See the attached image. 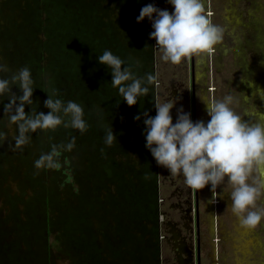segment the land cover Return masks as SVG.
<instances>
[{"label": "rangeland", "instance_id": "obj_1", "mask_svg": "<svg viewBox=\"0 0 264 264\" xmlns=\"http://www.w3.org/2000/svg\"><path fill=\"white\" fill-rule=\"evenodd\" d=\"M44 1L0 0V62L12 72L25 66L30 69L36 87L32 99L38 113L49 112L44 101L48 92L56 90L57 98L74 101L83 107L89 129L84 134L63 127L55 132L38 130L30 133L29 145L15 151L8 146L12 143L11 135L0 145V264H92L89 255L92 258L95 254V246L103 249L106 245L102 251L107 262L113 250L121 253L128 250L126 253L136 256L137 261L145 260V253L139 252L143 243L134 242L131 239L134 235L136 239L145 238L150 264H184L182 240L190 236L185 245L192 243L189 248L194 264V236L184 229V212H181L185 210V201L189 200L188 186L183 175L173 176L158 166L146 148L143 113L145 110L148 113L149 98H139L143 104L138 101L137 113L128 118L127 103L111 84L110 68L101 65L98 56L110 50L125 62L123 67L129 64L140 78L148 74L146 70L151 71L156 80L146 86H151L153 91L152 117L156 115L155 102L171 101L176 103L171 111L173 123L181 107L185 113H191L189 59L173 65L162 60L154 40L151 39L149 46L143 45L147 39L139 36L142 22L137 23L139 13L135 15V9L143 4L137 0H49L57 7L49 12ZM143 1L162 10L174 11L167 0ZM48 13L52 14V19ZM150 31H153L152 26ZM250 40L234 33L230 34L229 42L222 45L221 48L228 52L226 68H232L229 76H218L219 70L211 77L210 72L202 70L206 84L202 95L195 92V109L197 114L200 110L205 121L210 117L200 101L202 98L222 100L231 95L234 110L253 123L257 120L251 115L264 114V95H252L256 88L248 86L253 82L264 90L263 69L254 70V62L248 57L254 47L264 58V44L253 45ZM143 46L148 47L145 50ZM147 51L151 53L150 62ZM134 54L138 61L133 64ZM229 55L233 60H229ZM203 59L209 66V55H203ZM242 69H246L248 75L241 73ZM10 74L0 75L8 78ZM12 91L17 96L22 95L16 86ZM197 95H201L200 98ZM257 99L262 101L253 102ZM116 100L120 101L118 106ZM4 103L9 100L4 98ZM31 111L32 108L25 105V112ZM137 115L143 122L134 119ZM142 123L143 127L134 136L138 140L132 139L127 134L129 127L132 124L135 128ZM109 127L116 137L111 146L104 142L105 129ZM0 130L17 131L8 126L3 104H0ZM72 137L76 140L75 147L71 152H61L60 168L37 170L34 167V162L41 154L50 152L53 144H66ZM252 180L250 177L249 182L254 183ZM217 189L220 213L219 204L227 206L232 186L225 179ZM151 194L153 201L149 200ZM224 216L218 214L210 221L203 220L202 214L199 237L204 249L200 264H225L226 254L239 259L242 247L239 233L244 231L243 237L248 241L255 234L257 227H242L234 213L229 219ZM130 224H140V229L129 231L131 237L127 232L123 236L117 227L128 229ZM216 224L218 235L213 234L211 241L210 228L213 226L214 231ZM260 224L264 231V219ZM228 236L234 240L233 254L225 250L224 238ZM257 240V243L253 240L250 247L253 251L250 248L246 251L251 253L247 256V264H252L250 258L259 248L264 251V239Z\"/></svg>", "mask_w": 264, "mask_h": 264}, {"label": "clouds", "instance_id": "obj_2", "mask_svg": "<svg viewBox=\"0 0 264 264\" xmlns=\"http://www.w3.org/2000/svg\"><path fill=\"white\" fill-rule=\"evenodd\" d=\"M167 2L174 8L173 12L148 4L137 17V23L145 18L150 21L153 31L149 38L155 41L162 60L179 65L186 59L211 55L215 47L223 42L224 29L214 24L205 13L204 0ZM98 61L110 68L111 84L129 107L135 106L140 97H146L150 92L146 85H152L156 80L151 73L144 78L138 77L130 66L123 67L125 62L110 50L99 55ZM6 73H11L8 78L0 75V104H3L8 126L15 127L17 131L5 133L0 130V145L11 135L9 149H22L31 143L30 133H37L38 130L55 132L63 127L78 130L81 134L88 131L83 107L74 101L65 102L57 98L56 90L48 92L44 101V107L49 112H37V104L32 99L35 81L28 67L12 72L0 62V74ZM241 83L245 82L241 80ZM13 86L18 87L22 95L17 96L12 91ZM248 86L256 88L252 95H264V90L257 88L253 82ZM4 98L9 103H4ZM200 101L210 117L207 124L202 120L193 122L191 113H185L182 107L177 110V119L173 123L171 111L176 103L155 102V117L143 113L146 148L158 166L167 169L173 176L183 175L190 189L203 190L211 185L213 199L209 203L216 202V190L227 179L232 186V212L242 227L254 229L264 219V208L254 210L258 197L264 194V179L256 183H250L249 179L254 170L264 176V114L258 113L259 118L254 123L243 119L231 106L234 103L231 95L222 100L202 98ZM25 105L32 108L30 113L25 112ZM134 119L139 121L141 117L137 115ZM114 141L116 137L112 127L105 129V144L111 146ZM75 144V137L66 144H53L50 152L41 154L34 162V167L37 170L60 168L61 152H71Z\"/></svg>", "mask_w": 264, "mask_h": 264}, {"label": "crops", "instance_id": "obj_3", "mask_svg": "<svg viewBox=\"0 0 264 264\" xmlns=\"http://www.w3.org/2000/svg\"><path fill=\"white\" fill-rule=\"evenodd\" d=\"M204 3L205 13L208 15V17L214 24L223 27L224 39L221 44L217 45L216 53L214 55H209V66H207L208 64L205 65L203 55L201 58L193 57V87L195 92H198L201 95L206 84V82L204 81V72H210L211 77H213L215 76V71L219 72L220 70L218 76L227 77L232 71V68L229 67V69H227L225 64L228 52L221 48L222 45H226L229 42L230 34L235 33L238 35V37L239 35H241V37L245 39H247V37L251 38L250 43L256 44L257 42H259L264 44V0H204ZM258 28H260L259 31ZM246 42L247 40L245 41V43ZM229 56L230 60L231 55ZM224 71H226V73L223 74ZM245 72L246 69H242L241 73ZM245 75L248 74L245 73ZM201 95H197V97L199 96L198 98H200ZM200 120L204 121L205 124H207V120L205 121L201 116L200 110H198L197 114V110L195 109L194 122ZM256 176L258 181L264 179V176H262L258 171H256ZM187 193L193 205L195 192L193 189L190 192L188 187ZM218 194L219 193L217 192V195ZM229 194H231V191ZM217 197L218 196H216L215 203H209V201L213 199L211 185L206 186L203 190H197L199 220H201L202 214L203 220L208 219L210 221L213 216L216 217V215L218 216V214L219 216L225 215L224 218L226 219H229V216H232L233 212L231 209V199L229 200L227 206H224L222 203L219 204L220 213H218L219 211L217 205ZM210 232L211 233L209 234V236L211 237L210 240L212 241L213 234H215L213 231V226H211ZM211 241L208 240L209 243H211Z\"/></svg>", "mask_w": 264, "mask_h": 264}, {"label": "flooded vegetation", "instance_id": "obj_4", "mask_svg": "<svg viewBox=\"0 0 264 264\" xmlns=\"http://www.w3.org/2000/svg\"><path fill=\"white\" fill-rule=\"evenodd\" d=\"M251 44L256 45L255 43H251ZM253 48L254 47H251V49L249 51V56L248 57H250V59L254 62V63H252V67L254 68V70H256L258 67H261L263 69V70H261V75L264 77V63L263 62L261 63V61H264V58H262V56L260 57L258 55V50L255 51V49H253ZM216 50H217V46L215 47V50L212 53L213 55L216 53ZM231 59L233 60L232 56H231L230 60ZM189 68H190L189 69V73H188L189 80H190V82H189L190 83V86H189L190 87V95H189V98H190L191 119H192L191 64H190V67ZM192 78H193V74H192ZM193 89H194V87H193ZM215 90H216L215 87H213V91H215ZM259 99H257L256 101H253V102H255V103L256 102H261L262 100L260 101ZM194 102H195V90H194ZM244 114L246 116V113H244ZM251 118H256V120L258 119V117H256L255 115H251ZM115 151L117 152V150H115ZM251 177H252V179H253L252 181L254 183H256L258 181L255 170L253 171V174H252ZM263 195L264 194H262L261 196L258 197V199H257V206H256V209H254V210H257L258 211V210L264 208V200H263L264 197H263ZM198 205L199 204H198V202L196 203V200H195V197H194L193 205L191 203V200L189 199L188 202H185L184 203L185 210H181V212H184V215L182 216L183 217L182 219H183L184 224H185L184 229L191 234V237L194 236V250H196L195 249V230H196L195 220H196V218L198 220V232L201 233L200 230H199L200 220H199ZM229 217H232V216H229ZM86 219H87V217H86ZM130 225H131V227H129L128 229H123L120 226L117 227V228H118L119 232H121L123 234V236H125L124 232L125 233L127 232L126 234L129 237H131V235L128 234V232L129 231L131 232V231L139 230L140 229V224H138L136 226L135 225H132V224H130ZM261 225L262 224H259L257 226V228H256L255 234L254 235H251V237H252V238L250 237L251 238V241L245 240V237H243V236H245L244 235L245 234L244 231L241 232V233H239V235H241L240 237H242L240 239V242H242V247H241V250L239 252L240 253V255H239L240 258L237 259L235 257V255L234 256L232 255V257H230V256H228V254H226L227 256H226V258L224 260V263L225 264H247L248 259H249V258H247V256L248 255L250 256L251 253H248L246 251L247 250L249 251V248L252 246L253 240H254L255 243H257V241H258L257 239L259 237L262 238V240L264 239V231H263V228H262ZM218 229H219V227L216 224V227H215V230H214L216 235H218V231H217ZM193 231H194V234H193ZM104 232H105V230H104ZM90 233H92L91 230H90ZM134 236L131 237V239H133L134 242H136V243H143V248L140 247L141 250L139 252L140 253H145V256H146L145 260L146 261L145 260H141V259H139L137 261L136 256L134 257L133 255H131L129 253H126L128 250L125 253H121L119 250H118L119 252L113 250V251H111L112 252L111 253V260L107 262L105 260V257H104L105 253H103V251H102V250H104L107 247V245L104 246L103 249H100V247L95 246V254H93L92 258H91V255H89V257H90L89 259H91L92 264H142L143 262H147V264H150V252L149 251H146V246L144 244V242L146 241L145 238L144 237L143 238L138 237L136 239ZM187 239L190 240V236L187 237ZM187 239L184 238L182 240V243L184 241V243L181 245V249H182V252H183L182 255H184V257H186V261H184V264H192V255L190 254L191 252H190V248H189L192 245V243H191V245H190V243L185 245V242H186ZM198 240H199L198 241L199 242V264H200V256H202L201 255V252L203 251L204 248L201 245V238L200 237L198 238ZM88 241H90V240L88 239ZM224 242H226L225 246H227L225 248V250L226 251H229L230 254H233V252H232L233 251V244H234L233 238L232 237H229V236L227 238L225 237L224 238ZM103 243L106 244V242H105L104 239H103ZM89 244H90V242H89ZM259 249L260 250L257 251L256 255L254 257H251L250 258V260H251L250 263H252V264H264V251L261 248H259ZM242 250H244V251L242 252ZM250 250L253 251V248L252 249L250 248ZM123 254H126L127 258L124 257ZM195 262H196V251H195Z\"/></svg>", "mask_w": 264, "mask_h": 264}, {"label": "trees", "instance_id": "obj_5", "mask_svg": "<svg viewBox=\"0 0 264 264\" xmlns=\"http://www.w3.org/2000/svg\"><path fill=\"white\" fill-rule=\"evenodd\" d=\"M43 0H41V2H42ZM123 1V0H122ZM133 1H135V0H132V2ZM139 3H142L143 4V7L144 6H146V5H148L149 3H145V1H143V0H137ZM148 2L150 1V0H147ZM45 3H47L48 4V6L49 7H47L46 9L48 10V12H49V9L50 10H53V9H57V7H53L52 5H53V2H50L49 0H45L44 1ZM143 7H141V8H139V7H137V9H135V15H137V13H139L140 14V11H141V9L143 8ZM60 10V9H59ZM128 10V12H129V9L128 8H126V11ZM48 17H50L51 19H52V14H50V13H48ZM136 17V16H135ZM137 18V17H136ZM143 30H142V32L139 34V36H143V37H145L146 39H147V42L145 41V42H143V45L145 44H148V46H149V44L151 43V39L149 38V34H150V29H151V23H150V21L147 19V18H145V20L144 21H142V27H141ZM114 38H116V36H114ZM147 46V47H148ZM143 48L146 50L147 48H145V46H143ZM148 52V62H150L151 61V53H149V51H147ZM119 54H121V56H123L124 54H123V52L122 51H119ZM126 56V55H125ZM135 61H138V56L136 55V54H134L133 55V57H132V63L134 64L135 63ZM140 62H142V61H140ZM147 64V63H146ZM128 65L129 64H127V65H125L124 67H128ZM148 65V64H147ZM149 66V65H148ZM144 69H145V67H144ZM145 71V70H144ZM146 73H151V71H148V70H146L145 71ZM152 74V73H151ZM149 89H150V92H149V94L146 96V98L148 97L149 99H148V101H149V104L150 105H152V102H151V99H153L152 97H153V91H152V87L150 86L149 87ZM140 98H142V97H140ZM121 98H119V100H120ZM119 100H116L117 102L119 101ZM120 102V101H119ZM139 103H141V104H143V102L141 101V100H139ZM150 105H147V107H149L147 110H148V114H149V116H151L152 117V108H150ZM138 107H139V105L138 104H136L135 105V108L134 107H129L128 105H127V116H128V118H132V116L133 115H135L136 113H137V109H138ZM131 108V110H129ZM129 110V111H128ZM144 112H146V110L144 111ZM129 115H131V117L129 116ZM140 121H142L143 122V119L141 118L140 119ZM131 127V128H130ZM129 127V129H130V131L129 132H131V133H127V134H129V136L132 138V139H134V140H138V138L136 139L135 137H136V131H138V129L139 128H141V127H143V123L140 125V126H135V128L133 127V125L131 124V126ZM133 129H135V132H134V130ZM146 129V128H145ZM131 134V135H130ZM135 136V137H134ZM145 138V137H144ZM139 148V147H138ZM139 150H140V148H139ZM153 188V187H152ZM151 189V188H150ZM151 193L154 195V193L152 192V189H151ZM151 194V197H149V200L151 201V199H152V201H153V195ZM151 198V199H150Z\"/></svg>", "mask_w": 264, "mask_h": 264}, {"label": "water", "instance_id": "obj_6", "mask_svg": "<svg viewBox=\"0 0 264 264\" xmlns=\"http://www.w3.org/2000/svg\"><path fill=\"white\" fill-rule=\"evenodd\" d=\"M192 63H193V58L190 59V64H191V96H192V121L194 122V116H195V102H194V89H193V78H192ZM195 192V200L197 203V190H194ZM195 226H196V230H195V235H196V241H195V251H196V262L194 264H199V232H198V220L196 218L195 220Z\"/></svg>", "mask_w": 264, "mask_h": 264}]
</instances>
